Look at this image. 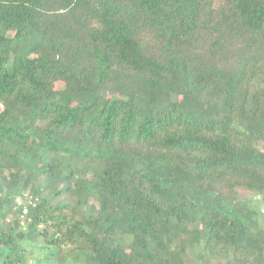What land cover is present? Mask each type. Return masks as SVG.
Instances as JSON below:
<instances>
[{
  "label": "trees",
  "instance_id": "1",
  "mask_svg": "<svg viewBox=\"0 0 264 264\" xmlns=\"http://www.w3.org/2000/svg\"><path fill=\"white\" fill-rule=\"evenodd\" d=\"M0 106V264H264V0H0Z\"/></svg>",
  "mask_w": 264,
  "mask_h": 264
},
{
  "label": "rangeland",
  "instance_id": "2",
  "mask_svg": "<svg viewBox=\"0 0 264 264\" xmlns=\"http://www.w3.org/2000/svg\"><path fill=\"white\" fill-rule=\"evenodd\" d=\"M13 35V32L10 33ZM64 86L63 83L56 85L57 88H62ZM3 110V107L0 106V112ZM242 197V195H240ZM249 194L244 195V197H249ZM121 210L125 214L124 205L119 204ZM44 238H41L39 241L35 243H27L28 254V262L34 263L37 260H41L44 264H81V262H76V255L80 254L79 252H75L70 245H58L55 243L43 244ZM84 255V254H83ZM191 262L198 263L201 262L202 258L199 254H192L189 257ZM83 264H89L85 259Z\"/></svg>",
  "mask_w": 264,
  "mask_h": 264
},
{
  "label": "built area",
  "instance_id": "3",
  "mask_svg": "<svg viewBox=\"0 0 264 264\" xmlns=\"http://www.w3.org/2000/svg\"><path fill=\"white\" fill-rule=\"evenodd\" d=\"M38 199L35 198L30 192H26L21 196L16 198V204L18 206L23 207V213L21 215V226L25 227L26 225V218L29 214L30 207L37 206ZM262 213L264 214V207L262 209Z\"/></svg>",
  "mask_w": 264,
  "mask_h": 264
}]
</instances>
